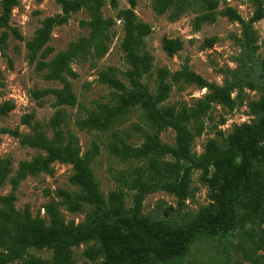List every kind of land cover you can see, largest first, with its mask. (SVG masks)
Returning <instances> with one entry per match:
<instances>
[{
    "label": "trees",
    "instance_id": "obj_1",
    "mask_svg": "<svg viewBox=\"0 0 264 264\" xmlns=\"http://www.w3.org/2000/svg\"><path fill=\"white\" fill-rule=\"evenodd\" d=\"M15 1L0 0V29L9 26ZM55 1L60 6V12L41 21L33 36L25 42V49L28 60L35 62V69L42 72L43 79L59 82L62 86L31 90L30 95L37 101L51 95L54 106H75L76 96L68 79L76 76L70 66L71 61L89 55L103 57L110 40L108 29L114 20L103 16L101 7L104 0ZM174 1L153 0L152 8L156 13L163 14ZM200 1L206 12L196 17V23L213 20L218 1ZM127 2L129 7L119 9L116 15L123 22L124 35L120 47L128 65L124 71L128 84L118 78L115 67L100 72L99 80L115 91V104H98L99 111H90L85 118L77 120V125L81 129L107 131L115 118L138 106L156 130L166 127L174 130V143L162 142L156 130L148 131L140 126L134 127L142 135V142L138 145L126 142L113 131L109 152L124 160H139L141 164L131 171H117L114 180L119 188L109 194L110 205L104 208L103 198L89 168L98 150L95 144L81 155L78 147L71 143L50 141L43 136L38 123L32 122V113L22 119V123L30 125V135L20 136L15 129L0 127V134L20 136L21 144L45 151L44 156L20 161L12 176H9V161L0 157V187L6 181L10 184L9 194L0 197V201L7 206L0 208V264H69L71 248L91 240L95 244L88 246L84 255L90 260L100 259L97 264H179L198 240H212L237 229L243 230L247 240H253V226L264 222V85L259 98L250 102L252 111L259 115L257 121L237 126L224 147L209 139L204 152L194 155L191 143L203 128L197 123L198 118L204 116L213 103L232 108L234 99L231 90L234 84L211 83L187 66L174 71L161 67L156 72V91L151 94L140 80L152 67L153 56L140 50L151 27L136 19V0ZM109 4L116 8L117 0H109ZM83 8L89 14V19L85 21L89 27L88 34L70 42L65 49L46 60L45 57L52 52L46 44L53 27L66 23L72 13ZM222 14L241 24L242 36L247 44L253 36L252 25L263 17V9L259 5L246 20L231 6H226ZM10 30L13 37L22 38L17 29ZM6 36V31L0 32V44ZM179 48L180 41L177 39H166L164 42L168 54ZM262 72L264 75V66ZM168 78L195 83L207 91L193 105H161L171 90ZM12 108L13 102H5L0 105V114H7ZM52 122L57 127L58 117ZM55 138H60L58 130ZM54 161L71 164L70 182L79 186L85 200L94 206L93 215L81 224L64 223L51 204L47 209L48 225L33 217L28 209L19 212L13 206L14 191L20 182L28 175L48 171ZM194 169L200 170V179L208 187L209 203L193 219L185 225H177L141 214L144 198L155 191L171 193L179 202L184 200L190 191ZM127 190L132 192V207L125 211L121 201ZM69 206L71 210L79 208L77 203ZM247 225L249 227L246 228ZM31 247H47L51 249V256L46 259L27 256V249ZM253 248L264 250V239L257 238L248 249L242 247L250 262L262 264Z\"/></svg>",
    "mask_w": 264,
    "mask_h": 264
},
{
    "label": "rangeland",
    "instance_id": "obj_2",
    "mask_svg": "<svg viewBox=\"0 0 264 264\" xmlns=\"http://www.w3.org/2000/svg\"><path fill=\"white\" fill-rule=\"evenodd\" d=\"M217 1L215 18L198 23L196 17L206 12L200 0H175L163 14L153 10V0H136L134 8L136 19L151 27V32L144 38V45L140 49L153 56L151 70L140 78L151 94L156 91V72L161 67L174 71L187 66L211 83L234 84L231 90V97L234 99L232 108L213 103L207 113L198 118L197 123L202 124L203 128L191 143L194 155L204 152L209 139L224 147L228 136L237 126L256 122L259 115L252 111L250 102L259 98L264 85V0ZM259 5L263 9V17L253 23V36L246 44L241 24L224 16L222 11L226 6H231L246 20ZM128 7L127 0H117L116 8L110 6L109 0L103 1V16L114 20V24L108 29V51L101 58L89 55L71 61L70 66L76 76L68 79L76 96L75 106H54L51 95L40 101L30 95L31 90L62 86L59 82L44 80L42 72L35 69V62L28 60L25 49V42L33 36L41 21L60 12L58 3L55 0H16L9 16V26L0 29V32L7 33L4 42L0 44V105L13 102V108L7 114H0V127L15 129L20 136L30 135L31 127L22 123V119L32 113V122L38 123L43 136L50 141L71 143L78 147L81 155L95 144L98 150L89 168L103 198L104 208L110 205L109 194L119 188L114 180L117 171H131L141 164L139 160H124L109 152L112 132L116 131L126 142L138 145L142 142V135L135 130V126L148 131L156 130L145 119L138 106L115 118L107 131L81 129L77 125V120L85 118L90 111L98 112V104H115V91L99 80L100 72L108 67H115L118 78L128 84L124 75L128 65L120 47L124 35L123 22L116 15L119 9ZM88 19V11L83 8L72 13L66 23L54 26L46 44L52 52L45 59L48 60L56 52L65 49L70 42L86 36L89 27L85 25V21ZM11 28L17 29L22 38L13 37ZM166 39L179 40L180 48L168 54L164 49ZM167 80L171 84V90L161 105H193L207 91L182 79ZM56 116L58 122L57 127H54L52 121ZM56 130L60 134L58 140L55 138ZM156 133L162 142L174 143L175 133L171 127L156 130ZM20 136L0 134V157L9 161V176L17 170L20 161L45 155L42 149L21 144ZM72 172L71 164L54 161L48 171L26 176L14 191V208L19 212L28 209L33 217L48 225L47 209L51 204L64 223L77 225L85 222L93 215L94 206L85 200L80 187L70 182ZM9 192L10 184L6 181L0 187V197ZM71 203H77L79 208L71 210ZM208 203V187L200 179V170L194 169L190 191L184 200L179 202L171 193L155 191L144 198L141 214L171 224L185 225ZM121 204L125 211L132 207L131 191H125ZM6 207L0 201V208ZM257 238L264 239V222L253 226V240H247L242 229L212 240H198L179 264H254L245 257L242 247H252ZM93 244L95 241L91 240L73 246L69 264H97L100 259L90 260L84 255V250ZM253 252L264 264V250L253 248ZM51 253V249L47 247H31L26 254L46 259Z\"/></svg>",
    "mask_w": 264,
    "mask_h": 264
}]
</instances>
